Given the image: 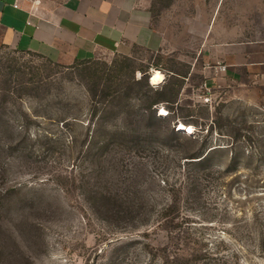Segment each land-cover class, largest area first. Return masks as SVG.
<instances>
[{
    "label": "rangeland",
    "instance_id": "rangeland-1",
    "mask_svg": "<svg viewBox=\"0 0 264 264\" xmlns=\"http://www.w3.org/2000/svg\"><path fill=\"white\" fill-rule=\"evenodd\" d=\"M142 1L156 48L0 45V264H264V0Z\"/></svg>",
    "mask_w": 264,
    "mask_h": 264
},
{
    "label": "crops",
    "instance_id": "crops-1",
    "mask_svg": "<svg viewBox=\"0 0 264 264\" xmlns=\"http://www.w3.org/2000/svg\"><path fill=\"white\" fill-rule=\"evenodd\" d=\"M151 8L142 0H69L54 11L0 0V45L62 66L156 48Z\"/></svg>",
    "mask_w": 264,
    "mask_h": 264
},
{
    "label": "bare ground",
    "instance_id": "bare-ground-1",
    "mask_svg": "<svg viewBox=\"0 0 264 264\" xmlns=\"http://www.w3.org/2000/svg\"><path fill=\"white\" fill-rule=\"evenodd\" d=\"M165 76L163 75L162 72L159 71H154L151 75L150 81L153 85H160L164 82ZM167 111L163 110L161 113V116H166ZM179 132H185V133H192L193 132V127L191 126H186L185 124L181 123L179 126Z\"/></svg>",
    "mask_w": 264,
    "mask_h": 264
},
{
    "label": "trees",
    "instance_id": "trees-1",
    "mask_svg": "<svg viewBox=\"0 0 264 264\" xmlns=\"http://www.w3.org/2000/svg\"><path fill=\"white\" fill-rule=\"evenodd\" d=\"M84 62H87V61H79V62H77V63H84ZM157 69H158V68H157ZM205 158H206V157H204L203 159H201L199 162H202ZM262 239L264 240V235L262 236ZM221 243H222V244H225L226 242L223 241V240H221ZM262 243H263V241H262Z\"/></svg>",
    "mask_w": 264,
    "mask_h": 264
},
{
    "label": "built area",
    "instance_id": "built-area-1",
    "mask_svg": "<svg viewBox=\"0 0 264 264\" xmlns=\"http://www.w3.org/2000/svg\"><path fill=\"white\" fill-rule=\"evenodd\" d=\"M220 68H221V70H226V67H224V66H221Z\"/></svg>",
    "mask_w": 264,
    "mask_h": 264
}]
</instances>
